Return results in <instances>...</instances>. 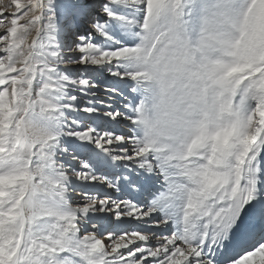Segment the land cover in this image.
<instances>
[{
  "label": "snow or ice",
  "instance_id": "snow-or-ice-1",
  "mask_svg": "<svg viewBox=\"0 0 264 264\" xmlns=\"http://www.w3.org/2000/svg\"><path fill=\"white\" fill-rule=\"evenodd\" d=\"M164 45L221 106L179 149L135 127ZM0 264H264V0H0Z\"/></svg>",
  "mask_w": 264,
  "mask_h": 264
},
{
  "label": "clouds",
  "instance_id": "clouds-1",
  "mask_svg": "<svg viewBox=\"0 0 264 264\" xmlns=\"http://www.w3.org/2000/svg\"><path fill=\"white\" fill-rule=\"evenodd\" d=\"M152 59L134 64L141 72L136 83L140 100L135 109L140 139L159 149H179L200 128L221 115V106L211 90L197 79L195 70L167 45L159 47Z\"/></svg>",
  "mask_w": 264,
  "mask_h": 264
},
{
  "label": "rangeland",
  "instance_id": "rangeland-1",
  "mask_svg": "<svg viewBox=\"0 0 264 264\" xmlns=\"http://www.w3.org/2000/svg\"><path fill=\"white\" fill-rule=\"evenodd\" d=\"M4 3L9 4L10 0H4ZM8 11L10 12V11H12V9L9 8ZM68 42H70V41H66V43H68ZM76 55L78 56L79 54L77 53ZM90 67H94V66H90ZM82 70H83V66H77V65H72L69 68V72L72 74H79Z\"/></svg>",
  "mask_w": 264,
  "mask_h": 264
},
{
  "label": "bare ground",
  "instance_id": "bare-ground-1",
  "mask_svg": "<svg viewBox=\"0 0 264 264\" xmlns=\"http://www.w3.org/2000/svg\"><path fill=\"white\" fill-rule=\"evenodd\" d=\"M163 183V181H162V178L156 183V188L157 189H159V187H160V185ZM165 234H170V233H165ZM252 250H254V249H252ZM256 259H258V258H256Z\"/></svg>",
  "mask_w": 264,
  "mask_h": 264
}]
</instances>
